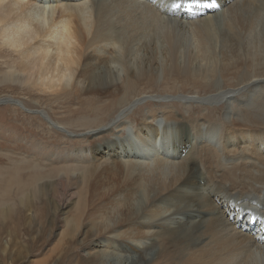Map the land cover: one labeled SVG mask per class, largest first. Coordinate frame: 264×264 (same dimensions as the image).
Masks as SVG:
<instances>
[{
  "label": "bare ground",
  "instance_id": "obj_1",
  "mask_svg": "<svg viewBox=\"0 0 264 264\" xmlns=\"http://www.w3.org/2000/svg\"><path fill=\"white\" fill-rule=\"evenodd\" d=\"M53 1L0 0V47L16 56L0 79L42 92L89 94L86 107L72 112L91 116L80 117L81 127L94 129L89 137L129 133L98 146L90 141L91 156L105 158L96 165L47 173L15 162L10 170L0 167V178L12 184L24 176L33 188L83 183L62 204L74 210L50 256H70L80 226L94 221L84 240L97 236L96 249L107 247L105 239L113 242L96 250V264L115 257L146 264L156 243L158 264H264L263 223L249 221L252 211L264 215V0H220L221 10L193 20L174 16L170 0H73L58 7ZM189 86L210 93L204 101H224L221 118L208 106L200 114L206 120L199 119L194 110L201 106L175 100ZM147 90L158 94L159 106L125 117L149 97ZM188 94L185 100L196 98ZM130 119L142 123L130 127ZM186 128L196 152L182 163L174 140ZM95 198L111 205L90 220Z\"/></svg>",
  "mask_w": 264,
  "mask_h": 264
},
{
  "label": "rangeland",
  "instance_id": "obj_2",
  "mask_svg": "<svg viewBox=\"0 0 264 264\" xmlns=\"http://www.w3.org/2000/svg\"><path fill=\"white\" fill-rule=\"evenodd\" d=\"M63 2L72 3L73 0H54L52 5L58 7ZM74 22L76 24V20ZM14 60H16V56L9 49L0 47V73L9 70L7 64H12ZM222 85L225 86L226 84L222 83ZM214 90L215 88L210 89V91ZM38 91L27 84L21 86L0 79V167L3 166L10 170L16 163L17 168H20L18 164L21 168L30 165L40 172L47 173L50 169L67 165H96L105 158L101 155V159L91 156V152L86 150L90 141L96 140L98 146L104 139L112 138V135L126 138L129 133L128 130H125L119 133L116 131L108 135L89 137L87 132L94 131V129L81 127L80 117L91 116L75 115L72 112L77 113L83 110L87 105L86 97H91V95L82 93L80 96H74V94L69 96ZM183 91L186 92L185 94L189 93L188 95L196 98L192 99L193 101L185 100L183 96L185 94L183 92L178 93L179 90L176 91L177 95L173 97L175 100L182 99L179 101L181 104H186L185 106H189L191 103L194 106H201L194 110L197 118L206 120L205 116L200 114L209 112L208 109H205L208 106L215 107L213 110L216 112L213 113V116H220L221 118L224 112L222 109L224 101H204L201 96L210 93L203 92L205 90L200 92L196 86H189ZM147 93L149 97L132 104L127 109L125 117L134 112L137 113L138 108L147 112L151 108L159 106V101L154 98L156 95L158 97V94L152 93L150 90H147ZM12 99L16 100L17 105L11 103ZM91 100L92 106L97 105L98 101ZM155 102L157 105H154ZM162 102L168 103L167 100ZM141 123V120L137 122L136 119L129 122L130 127H136ZM78 124L79 126H77ZM61 125L65 127L64 133L56 130ZM152 125L156 126L157 124ZM188 131L189 129L186 128L185 134L179 137L175 136L176 139L174 140V150L179 155L178 161L182 163L193 159L196 152L195 148L191 146L194 140H190ZM80 134H87L88 136L85 137ZM227 136L230 137V134ZM231 146L232 143L229 141L226 148L229 149ZM79 149H82L84 153H80ZM189 151H191V155H188ZM170 153L172 157L173 154ZM114 158L116 159V157ZM119 159L123 161L122 157ZM16 182L17 184H12L7 177L0 178V202L3 200L6 203L1 208L3 214L0 216V264H37L40 261L44 262L47 258L46 264H96L93 262L96 250L110 249L113 244L112 239H105V236L102 237L107 242V247L103 249H100V246L97 249L94 248V243L98 242L97 236L89 235L87 240H84L87 230L94 224V221L88 220H92L93 216L99 217L104 213L102 210H108L111 205V201L100 203L98 198H95L97 201L94 204L95 207L90 209V212L93 213L87 220L88 222L80 226V236L76 240V245L70 250L72 254L70 253V256L64 258L62 256L61 259L60 254L50 256L51 250L59 241L60 234L66 231L67 226L64 218L71 216L74 210L73 205H69L65 209L62 204L70 192L82 190L83 183L79 182L74 185L71 180L67 179L65 184L59 188L54 187L56 183L51 184L49 182H41L33 188L28 176H24L22 180ZM23 191L26 194L21 195L20 193ZM76 200L77 196L73 201ZM97 220L99 221L100 218ZM125 229L126 227H123L121 230L124 231ZM158 245L156 243L152 248L153 250H150L151 258L146 264H158ZM108 264H120V260L116 257L110 258ZM165 264H169V262Z\"/></svg>",
  "mask_w": 264,
  "mask_h": 264
},
{
  "label": "snow or ice",
  "instance_id": "obj_3",
  "mask_svg": "<svg viewBox=\"0 0 264 264\" xmlns=\"http://www.w3.org/2000/svg\"><path fill=\"white\" fill-rule=\"evenodd\" d=\"M201 0H177L171 7L174 9L191 8L193 5L199 4ZM218 3V0H215Z\"/></svg>",
  "mask_w": 264,
  "mask_h": 264
}]
</instances>
